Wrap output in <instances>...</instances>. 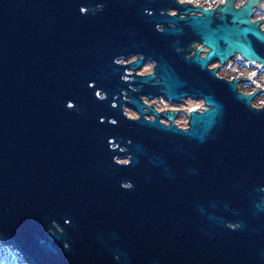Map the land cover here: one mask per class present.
<instances>
[{
    "label": "water",
    "instance_id": "1",
    "mask_svg": "<svg viewBox=\"0 0 264 264\" xmlns=\"http://www.w3.org/2000/svg\"><path fill=\"white\" fill-rule=\"evenodd\" d=\"M256 4L0 0V240L28 264H264L260 90L206 75L236 53L264 68ZM195 40L205 56L177 49ZM129 53L155 72L132 73L126 100ZM141 93L205 106L184 129L154 107L146 119Z\"/></svg>",
    "mask_w": 264,
    "mask_h": 264
},
{
    "label": "flooded vegetation",
    "instance_id": "2",
    "mask_svg": "<svg viewBox=\"0 0 264 264\" xmlns=\"http://www.w3.org/2000/svg\"><path fill=\"white\" fill-rule=\"evenodd\" d=\"M179 2H187L191 5H201L207 8H216L224 0H178ZM247 0H235V4L237 7L244 4ZM260 5H254V11L251 15V19L253 21L261 20V28L264 29V0H259ZM168 13L171 15L176 14L179 8L170 7L166 9ZM163 11V10H162ZM196 13L194 10H191L189 14ZM216 15L218 12L215 13ZM180 16H187V14L180 13ZM164 23H158L155 28H152L154 32L159 34V32L163 29ZM161 45V44H159ZM157 46L158 49L161 51L160 46ZM186 48L184 51V55L187 57L192 56L195 54L197 49L202 48V52L200 53L201 56H205L206 53L209 51V48L204 46L202 41H191L186 46L179 45L177 49ZM174 53L178 54L176 50ZM143 54H123L117 57V62L124 65L122 66V71L119 72V79L126 83L124 85V98L126 100H130L131 96L127 95V90L137 89V84L134 82L135 75H148L155 72V60L152 57H146L143 59L142 64L140 67L134 68L130 65L131 62L135 61L138 58L143 57ZM218 67L216 70V78H212L206 72L208 76L209 84L215 83L218 85H224L228 81H232L234 79H238L237 85V92H242L245 94H251L255 91H259L257 95H255L252 100L251 104L253 107H263L264 106V68L258 62H250L244 59L238 53L235 54L234 57L230 58L226 63H221L219 60H214L208 64V69H213ZM217 79V80H216ZM156 80H159V77H156ZM225 82V83H224ZM183 90L190 91L189 87L184 86ZM140 100L144 105V109L147 111L145 114L146 119H154L155 115L152 114V107H154L158 112L162 113H174V121L180 128H188V122L190 113L193 109L202 110L205 106L204 99L200 98L197 99L191 93L187 95H183L181 99H167L162 95H154L153 97H149L144 93H141ZM200 103H204L202 107H200ZM124 109L126 114L131 118H138L140 113L129 104L125 103ZM160 121L169 124L171 121L166 116H161ZM121 160V159H118ZM127 158H124L123 161H126ZM127 184V183H126Z\"/></svg>",
    "mask_w": 264,
    "mask_h": 264
},
{
    "label": "rangeland",
    "instance_id": "3",
    "mask_svg": "<svg viewBox=\"0 0 264 264\" xmlns=\"http://www.w3.org/2000/svg\"><path fill=\"white\" fill-rule=\"evenodd\" d=\"M203 105L204 103H200V107ZM4 258H7L11 264H28L16 247L5 245L3 241L0 240V260Z\"/></svg>",
    "mask_w": 264,
    "mask_h": 264
},
{
    "label": "trees",
    "instance_id": "4",
    "mask_svg": "<svg viewBox=\"0 0 264 264\" xmlns=\"http://www.w3.org/2000/svg\"><path fill=\"white\" fill-rule=\"evenodd\" d=\"M0 264H11L7 258L0 260Z\"/></svg>",
    "mask_w": 264,
    "mask_h": 264
}]
</instances>
